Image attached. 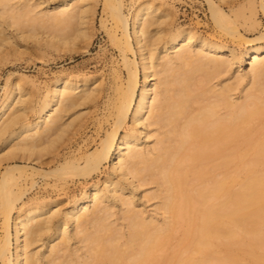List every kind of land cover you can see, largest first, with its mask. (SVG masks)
<instances>
[{"label":"bare ground","instance_id":"1","mask_svg":"<svg viewBox=\"0 0 264 264\" xmlns=\"http://www.w3.org/2000/svg\"><path fill=\"white\" fill-rule=\"evenodd\" d=\"M14 1L0 0V15L8 16L6 26L20 29L23 22L35 26L42 21L54 30L76 24L75 37L86 31L89 0H59L53 8L40 11V2ZM207 2L212 20L228 30V15L219 4ZM114 3L112 12L121 24L124 44L129 52L139 54L140 62L127 64L129 76L112 130L95 151L81 158H64L52 174L87 180L112 158L118 180L106 177V192L90 185L65 213L45 202L18 209L25 191L17 193L12 186L18 179L15 171L21 169L7 167L0 179L5 230L0 264H225L236 260L232 250L244 239L249 240L247 253L255 263H263L255 249L264 250V170L257 171L264 165V134L255 128L264 125V46L248 44L239 56L235 49L185 29L167 39L158 30L154 38L149 29L158 22L159 9L150 3L139 5L130 27L123 0ZM260 8L264 14V0ZM258 40H264V34ZM237 63L241 65L235 69ZM244 63L250 65L246 71L241 68ZM228 73L234 83H213ZM246 78L250 86L238 101L234 91ZM90 82L88 78H56L33 120L26 117L23 88L18 83L8 85L0 99V149L12 147L2 158L15 150L39 155L42 140L65 129L67 114L94 98L95 91L87 89ZM129 122L134 130L122 134ZM153 128L157 134L151 145ZM143 137L148 141L143 142ZM241 142H247L249 150L238 155ZM240 170L248 174L237 188ZM120 180L129 182L134 192L155 184L157 191L144 198L160 201L156 210L161 221L145 209L136 210L134 192L124 198L126 189ZM114 192L115 196L107 197L106 193ZM113 198L121 201L120 216L114 212ZM222 249L227 254L217 256Z\"/></svg>","mask_w":264,"mask_h":264},{"label":"rangeland","instance_id":"2","mask_svg":"<svg viewBox=\"0 0 264 264\" xmlns=\"http://www.w3.org/2000/svg\"><path fill=\"white\" fill-rule=\"evenodd\" d=\"M25 1H29L30 4L42 3L37 9L39 11L46 6L53 8L59 2V0ZM210 1L219 4L228 15L226 24L231 29L226 25L225 28L228 27L231 31H235L233 34L230 31L228 32L229 29L218 27L215 24L211 18L207 0H123V12L128 17L131 27L133 13L139 5L150 3L154 8L159 9L157 17L159 20L149 29V32L152 33L150 35L154 38L158 30L162 32L161 37L167 39L177 30L185 29L194 33L198 38L235 49L239 56L242 55L248 44L264 46V40H258L264 34V14L260 8V0ZM14 2H19V0ZM114 4V0H111L110 3L106 0H89L86 18L88 23L84 26L85 29H83V26L81 27L86 31L83 35L77 37H75L77 34L73 32L78 27L75 23V27L72 25L70 28L65 25L59 26L60 29L55 27L56 31L52 28H46L47 25L45 26L44 22L42 24V21L41 23L38 22L39 24L35 22V26L34 22L29 21L30 23H26L22 21L23 24H27H24L26 28L22 26L19 29L18 26L16 28L15 26H6L8 16L5 15L7 14L0 15V24L4 30V33L0 35V39L4 38L2 41L0 40V99L3 97L4 90L8 85L18 83L24 90V99L27 100L26 117L33 120L39 103L44 99L49 87L56 78L62 76L75 79L88 78L91 82L87 89L90 88L93 89V92L95 91L94 98L91 101H87L84 105L78 106L67 114L64 119V130L62 129V131L42 140V145L38 148L40 156L36 153L33 155L34 157H31L29 153L24 155L19 150H15L9 155L13 159L9 156L2 158V155L8 153L12 146L5 147L2 152L0 149V160L2 159L0 179L7 167H19L21 169V171H15L18 179L12 186V189L17 193L25 191L23 200L18 203V209L24 205L45 202L53 204V209L56 208L65 213L73 200L81 198L84 190L90 185L106 192V186L103 185L106 177L113 181L118 180V177L112 171V158L104 164L98 173L87 180L74 177L68 173L52 174L64 158H81L95 151L101 140L112 130L121 90L125 88L129 76L127 64L132 60L137 63L140 62L139 54H132L124 44L121 24L112 12ZM23 20L26 21V17ZM21 29H23V32L20 31ZM63 34L66 36H63ZM55 36L58 38H54ZM59 36L60 38L63 36L64 41ZM64 37L69 40H65ZM240 65V63H237L234 68L238 69L237 67ZM241 68L246 71L250 68V65L244 63ZM230 73L220 76L213 83L216 84L221 80H223L221 85L234 83V77H231ZM140 77L142 79L141 71ZM249 86L250 83L247 78L238 84L234 91L235 99L238 100V97L244 94ZM262 120L264 121V118ZM153 129L149 141L143 137V142H151V145L154 143L157 133L155 128ZM121 130L123 134L124 131L134 130V128L129 122ZM255 131L264 134V125L256 127ZM252 138H254V135ZM15 143L13 144L15 145ZM248 150L249 144L247 142H241L237 146L238 155L244 154ZM36 155L39 159L36 158ZM32 169L37 172L32 173ZM261 169L264 170V165L258 168L257 171ZM46 174L47 176H44ZM247 174L248 172L241 170L237 173L235 178L237 188ZM32 182L34 186H32ZM120 183L126 189L124 198H127L128 193L134 192L129 182L120 180ZM156 189L155 184H147L138 192H134L135 205L136 210L145 209L148 215L161 221L162 217L156 210L160 205V201L154 198L151 199V196L147 198L148 195L155 193ZM106 195L112 198L115 196V192L106 193ZM144 195L147 197L144 198ZM112 202L115 205L114 212L118 214L117 216H120L121 201L119 198H113ZM114 218H116V215ZM2 223L3 213L0 210V241L5 233ZM173 243H176V239ZM248 244L249 240L244 239L242 245L235 246L232 251L236 256V260L225 264H257L246 251L250 250ZM11 249L14 254V240ZM225 254H227V251L222 249L216 255L224 256ZM255 254L264 259L263 249L256 248ZM210 264L217 263L210 262ZM258 264H264V262Z\"/></svg>","mask_w":264,"mask_h":264}]
</instances>
